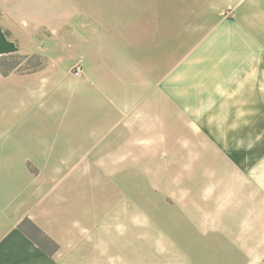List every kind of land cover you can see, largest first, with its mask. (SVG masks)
Returning a JSON list of instances; mask_svg holds the SVG:
<instances>
[{
    "label": "rangeland",
    "instance_id": "rangeland-1",
    "mask_svg": "<svg viewBox=\"0 0 264 264\" xmlns=\"http://www.w3.org/2000/svg\"><path fill=\"white\" fill-rule=\"evenodd\" d=\"M2 2L0 27L16 44L13 61L20 66L7 76L0 73V216L39 192L46 207L52 198L63 216L68 248L63 257H74L71 248L77 247L79 264H221L214 250L215 211L225 208L226 197L239 193L243 179L258 170H231L221 151L230 135L240 141L251 133H216L213 107L198 100L187 104L185 91L191 100L200 93L188 88L196 82L189 83L184 71L197 67L183 58L171 64L163 41L158 44L166 49L156 62L144 58L142 65L126 54L120 66V46L134 54L141 48L134 38L135 0H126L123 8L131 36L120 34L118 23L110 24L111 17H119V0H15L13 8ZM91 18L100 22L113 48L101 58L103 66L110 63V82L125 87L123 69L128 77L140 71V78L156 67L158 91H144L134 97V109L112 114L110 133H50L58 111L42 107L40 83L54 88L51 77L57 74L44 71L65 67L71 82L84 77L73 73L85 60L70 46L77 23ZM34 56L41 57L40 64ZM64 126L72 128L69 120ZM241 156L234 155L236 163ZM50 240L55 253L58 244ZM42 246L53 253L52 246Z\"/></svg>",
    "mask_w": 264,
    "mask_h": 264
},
{
    "label": "crops",
    "instance_id": "crops-1",
    "mask_svg": "<svg viewBox=\"0 0 264 264\" xmlns=\"http://www.w3.org/2000/svg\"><path fill=\"white\" fill-rule=\"evenodd\" d=\"M2 1L7 8L14 7L15 0ZM119 3V17L109 21L112 26L118 23L119 33L125 36L130 34L126 29V0ZM134 5V38L141 42V48L134 54L131 47L120 46L119 57L129 54L140 58L142 65L144 58L156 62L159 53L166 49L158 44L163 41L170 50L171 64L183 58L197 67L184 71L189 83L196 82L188 88L196 87L200 93L192 101L191 93L187 95L185 91L187 104L198 100L200 106L213 107L216 133H251L240 141L230 135V143L221 148L231 170L245 167L258 171L243 179L239 193L226 197L225 208L215 211L214 250L216 257H222L221 264H264V0H135ZM98 22L91 18L74 27L77 36L72 37L70 49L85 60L81 80L71 82L70 71L65 67L47 66L44 71L57 74L51 77L54 88L47 82L40 83V87L44 84L40 89L42 107L52 105L58 111L50 133H110L112 114L134 109L138 104L134 99L142 97L144 91L151 95L158 91L156 67L154 71L153 67L142 71L143 78H138L140 71H133L128 77V71L123 69L127 82L123 88L110 82V63L103 66L101 58L113 48ZM120 97L122 103L118 101ZM42 113L45 114L42 111L40 117ZM67 120L72 126L69 130L64 129ZM86 123L89 130H85ZM90 123L94 124L91 129ZM46 127L44 124L42 131ZM240 154V163H236L234 155ZM259 163L261 166L255 167ZM31 193L29 203L22 200L0 216V264H79L77 247L71 248L74 257H63L68 249L61 233L63 216L57 213L53 199L48 198L47 208L39 192ZM25 219L58 244L55 253L49 255L19 228Z\"/></svg>",
    "mask_w": 264,
    "mask_h": 264
},
{
    "label": "trees",
    "instance_id": "trees-1",
    "mask_svg": "<svg viewBox=\"0 0 264 264\" xmlns=\"http://www.w3.org/2000/svg\"><path fill=\"white\" fill-rule=\"evenodd\" d=\"M7 36V35H6ZM16 58L15 55H6V56H0L1 64L0 66V73L3 76L9 75L11 72L15 71L19 66L20 62L13 61V59ZM27 59V57H26ZM29 59V58H28ZM32 59L38 61L40 64L41 57L40 56H34ZM35 72V71H33ZM19 228L24 231L29 237L38 244L44 251L48 252L49 255L52 254V251H47L44 246H52L53 252L57 248L56 245L50 240L48 236H46L36 225H34L29 220H24L20 225ZM24 228H28L29 231H26Z\"/></svg>",
    "mask_w": 264,
    "mask_h": 264
},
{
    "label": "water",
    "instance_id": "water-1",
    "mask_svg": "<svg viewBox=\"0 0 264 264\" xmlns=\"http://www.w3.org/2000/svg\"><path fill=\"white\" fill-rule=\"evenodd\" d=\"M18 52L15 43L8 40L6 34L0 27V56L12 55Z\"/></svg>",
    "mask_w": 264,
    "mask_h": 264
},
{
    "label": "built area",
    "instance_id": "built-area-1",
    "mask_svg": "<svg viewBox=\"0 0 264 264\" xmlns=\"http://www.w3.org/2000/svg\"><path fill=\"white\" fill-rule=\"evenodd\" d=\"M73 73L75 76H80L82 74V68L78 65L74 68Z\"/></svg>",
    "mask_w": 264,
    "mask_h": 264
}]
</instances>
